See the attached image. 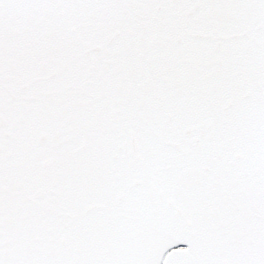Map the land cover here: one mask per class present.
Returning <instances> with one entry per match:
<instances>
[{"label":"snow or ice","instance_id":"1","mask_svg":"<svg viewBox=\"0 0 264 264\" xmlns=\"http://www.w3.org/2000/svg\"><path fill=\"white\" fill-rule=\"evenodd\" d=\"M0 264H264V0H0Z\"/></svg>","mask_w":264,"mask_h":264}]
</instances>
